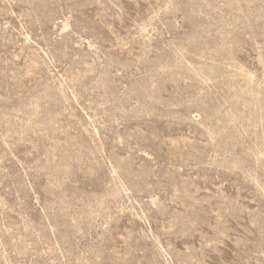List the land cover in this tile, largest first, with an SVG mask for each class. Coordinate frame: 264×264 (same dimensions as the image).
<instances>
[{"label":"rangeland","instance_id":"rangeland-1","mask_svg":"<svg viewBox=\"0 0 264 264\" xmlns=\"http://www.w3.org/2000/svg\"><path fill=\"white\" fill-rule=\"evenodd\" d=\"M0 264H264V0H0Z\"/></svg>","mask_w":264,"mask_h":264}]
</instances>
